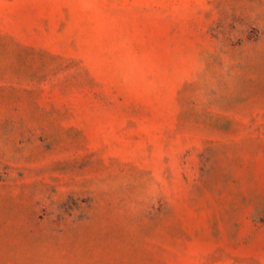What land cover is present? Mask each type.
<instances>
[{
	"label": "rangeland",
	"instance_id": "374dc122",
	"mask_svg": "<svg viewBox=\"0 0 264 264\" xmlns=\"http://www.w3.org/2000/svg\"><path fill=\"white\" fill-rule=\"evenodd\" d=\"M0 264H264V0H0Z\"/></svg>",
	"mask_w": 264,
	"mask_h": 264
}]
</instances>
